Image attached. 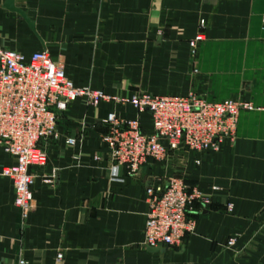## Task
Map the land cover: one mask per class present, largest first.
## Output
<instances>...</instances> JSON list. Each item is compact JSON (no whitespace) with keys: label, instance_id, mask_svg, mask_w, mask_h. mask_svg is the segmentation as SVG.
<instances>
[{"label":"crops","instance_id":"0c3cea01","mask_svg":"<svg viewBox=\"0 0 264 264\" xmlns=\"http://www.w3.org/2000/svg\"><path fill=\"white\" fill-rule=\"evenodd\" d=\"M7 1L0 0V47L27 59L47 49L77 87L118 99L192 91L254 109L240 114L236 142L198 155L200 165L186 153L130 175L112 163L102 137L109 113L136 112L115 102L68 105L58 139L42 143L45 164L30 171L34 208L26 220L0 176V264H264V0H14L34 30ZM12 162L0 151V171ZM174 176L208 203L188 209L194 229L177 247L150 252L142 245L146 190Z\"/></svg>","mask_w":264,"mask_h":264},{"label":"built area","instance_id":"2783aa9c","mask_svg":"<svg viewBox=\"0 0 264 264\" xmlns=\"http://www.w3.org/2000/svg\"><path fill=\"white\" fill-rule=\"evenodd\" d=\"M194 46L191 42L190 47ZM78 101L90 107L115 102L129 105L136 112L134 119L109 113L105 120L107 133L102 137L112 163L130 175H136L145 164H163L184 153L194 155V163L200 165L197 156L218 151L222 139L233 135L239 113L254 109L249 102H207L193 93L185 96L134 93L118 99L100 90L77 87L47 49L27 59L21 53L0 47V151L13 161L1 169L0 176L11 181L14 206L23 220L34 208L35 180L30 171L46 162L42 143L58 139L60 111ZM144 114L152 119L153 131L149 134L140 128L139 118ZM76 144L73 138L65 139L68 149H75ZM146 202L142 245L160 249L177 247L193 231L194 222L188 219L187 211L193 203L207 204L208 199L199 189H189L181 178L172 177L165 188H148ZM228 210H232L230 205ZM235 244L236 239L232 238L227 247L233 248ZM56 261H63L62 253ZM12 264L26 262L19 259Z\"/></svg>","mask_w":264,"mask_h":264},{"label":"rangeland","instance_id":"374dc122","mask_svg":"<svg viewBox=\"0 0 264 264\" xmlns=\"http://www.w3.org/2000/svg\"><path fill=\"white\" fill-rule=\"evenodd\" d=\"M201 41V40H200ZM199 40H197V41H191V42H194V44H195V46H194V48H191L192 49V53L194 54L195 52H196V49H197V43L198 42H200ZM190 42V43H191ZM190 43H189V46H190ZM137 93H141V94H143V93H146V92H137ZM189 93H193V94H195L197 97H199V98H201V99H203V100H205L204 98H202V97H200V96H198L196 93H194V92H189ZM188 93V94H189ZM148 94H151V93H148ZM187 94V95H188ZM152 95H156V94H152ZM228 100H232V99H228ZM205 101H207V100H205ZM224 101H227V100H224ZM238 101H241V100H238ZM207 102H222V101H207ZM246 102V101H245ZM250 103V102H249ZM242 112H246V111H242ZM242 112H240L239 113V115H238V120H237V123L235 124V128H234V133H233V135L232 136H227V137H224L223 139H222V141L220 142V148L222 147V146H224V145H226V144H230V145H233L235 142H236V138H237V129H238V122H239V116H240V114L242 113ZM146 115H148V114H144V116H146ZM143 116V115H142ZM148 118H149V122H150V124H151V129H152V131H153V125H152V119H151V117L148 115L147 116ZM139 122H140V128H141V131L143 132V133H146V134H149L147 131H146V129L144 128V126H143V123H142V117H140L139 118ZM225 129L226 130H229V128H228V126L226 125L225 126ZM151 131V132H152ZM220 148H219V150H220ZM218 150V151H219ZM218 151H216V152H218ZM209 152H213V151H209ZM184 155H186L185 153L184 154H182V155H174L173 156V158H175V157H183ZM174 177H176V176H174ZM178 178H180V177H178ZM20 212V211H19Z\"/></svg>","mask_w":264,"mask_h":264},{"label":"water","instance_id":"95a60500","mask_svg":"<svg viewBox=\"0 0 264 264\" xmlns=\"http://www.w3.org/2000/svg\"><path fill=\"white\" fill-rule=\"evenodd\" d=\"M5 8L10 11V12H14V13H17L19 14L20 16H22V18L28 23V25L31 27V29L34 30V25L32 23H30V21L27 19L26 15L20 11L19 9H17L15 7V4H14V0H8L6 3H5ZM158 249H151L150 252H156Z\"/></svg>","mask_w":264,"mask_h":264}]
</instances>
